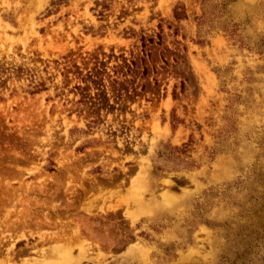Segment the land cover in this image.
<instances>
[{"label": "rangeland", "instance_id": "rangeland-1", "mask_svg": "<svg viewBox=\"0 0 264 264\" xmlns=\"http://www.w3.org/2000/svg\"><path fill=\"white\" fill-rule=\"evenodd\" d=\"M0 264H264V0H0Z\"/></svg>", "mask_w": 264, "mask_h": 264}, {"label": "bare ground", "instance_id": "bare-ground-1", "mask_svg": "<svg viewBox=\"0 0 264 264\" xmlns=\"http://www.w3.org/2000/svg\"><path fill=\"white\" fill-rule=\"evenodd\" d=\"M169 202H171V197L168 198ZM154 205V204H153ZM155 206V205H154ZM62 231H59L57 230L53 235H51L50 237L51 238H57V239H61L63 236L66 235V232H63V228H61ZM80 234H81V231H80V224H77L75 225V227L72 229V234L71 236L73 237H76V238H79L80 237ZM66 240V243H70L72 240L71 238L68 239V238H65ZM88 248H91V245L88 246ZM84 249V248H83ZM64 260L67 261L68 263L70 262L69 258L68 257H64ZM71 263V262H70Z\"/></svg>", "mask_w": 264, "mask_h": 264}]
</instances>
